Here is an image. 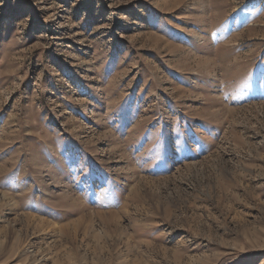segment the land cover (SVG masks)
<instances>
[{
  "label": "rangeland",
  "instance_id": "374dc122",
  "mask_svg": "<svg viewBox=\"0 0 264 264\" xmlns=\"http://www.w3.org/2000/svg\"><path fill=\"white\" fill-rule=\"evenodd\" d=\"M0 264H264V0H0Z\"/></svg>",
  "mask_w": 264,
  "mask_h": 264
}]
</instances>
